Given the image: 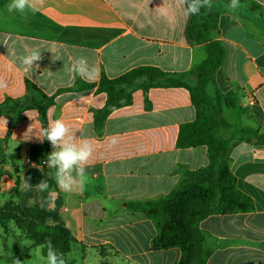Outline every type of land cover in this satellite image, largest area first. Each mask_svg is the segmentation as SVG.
I'll list each match as a JSON object with an SVG mask.
<instances>
[{"label": "crops", "instance_id": "1", "mask_svg": "<svg viewBox=\"0 0 264 264\" xmlns=\"http://www.w3.org/2000/svg\"><path fill=\"white\" fill-rule=\"evenodd\" d=\"M9 3L0 0V77L8 83L0 91V106L7 99L23 98L30 81L53 97L48 124L62 119L78 139H88L94 146L83 191L66 193L56 184L62 203L59 215L77 241L69 261L178 264L182 256L178 247L152 248L156 220L128 205L178 191L186 172L210 163L207 146H178L181 126L196 120L197 108L189 88L167 85L180 80L196 86L198 68L207 58L205 44L187 41L186 5L179 0H46L40 11L20 14L9 13ZM229 3L212 0V7L204 8L219 12L216 39L225 49L224 63L215 73L221 116L234 129L264 134V0H240L235 12ZM6 38L8 48L3 44ZM31 49L42 50V59L36 62L38 68L25 72L18 57ZM79 56L99 69L96 80L78 76L69 80L65 68ZM140 67L158 68L165 77L154 85L143 76L117 86L132 101L115 109L98 129L95 113L109 100L106 91L98 90L102 77L114 80ZM87 84L93 86L79 89ZM208 92L213 96V85ZM229 96L236 100L234 107L226 105ZM9 124L7 115L0 114V204L18 193L22 207L40 205L43 193L24 191L23 184L30 178L35 189L48 179L43 161L54 149L35 135L42 126L37 109L25 110L10 131ZM31 125L35 129L30 135ZM219 135L227 138L231 131L221 130ZM7 152L19 168L18 191L11 163L2 162ZM230 167L253 209L209 215L199 223L211 252L207 264H264V146L254 139L234 142ZM2 252L0 259L12 260L8 248ZM73 252L77 258H70Z\"/></svg>", "mask_w": 264, "mask_h": 264}, {"label": "trees", "instance_id": "2", "mask_svg": "<svg viewBox=\"0 0 264 264\" xmlns=\"http://www.w3.org/2000/svg\"><path fill=\"white\" fill-rule=\"evenodd\" d=\"M218 16L219 12H206L203 8L199 14L188 18L187 41L203 43L207 51V58L197 71V85L191 87L180 80L167 84L189 88L197 108L196 120L181 126L178 146L180 148L207 146L210 163L207 167L186 172L178 191L161 199L130 202L128 205L156 220L158 234L152 241V248L164 250L178 247L182 252L178 264H207V258L211 252L205 245L206 235L199 228V223L204 218L213 214L247 212L253 209L252 199L236 186V178L230 167V154L236 141L254 139L256 144L264 146V134L250 128L234 129L232 124L221 116L222 98L215 85V73L224 63L225 49L216 39L219 35ZM143 76H148V85H154L160 78L165 77V73L155 67H140L114 80L102 77L98 90L106 91L109 100L104 108L95 113V125L98 129L103 127L105 120L115 109L129 105L132 101L130 94L116 87L131 83ZM210 85L215 88L213 96L208 92ZM92 86L87 84L79 89H88ZM225 102L228 107L236 105V100L231 96L227 97ZM52 103L53 97H48L32 82L26 81L25 96L19 99H7L0 106V114H6L9 118L10 131L22 119L25 110L37 109L42 126L47 127V109ZM221 130H230L231 135L227 138L221 137L219 135ZM46 142L49 143L47 140ZM8 161L14 169L18 191L21 186L19 168L14 158L7 152L2 162ZM47 181L49 189L43 192L41 198V202H44L43 207L41 204L22 207L17 193L9 198V202L15 200L16 204L6 203L4 208L0 209V219L15 220L18 217L13 213H18L27 216L36 225H41L39 223L46 219L52 220L54 228H51L50 232L46 231L43 235L33 237L32 240L38 246H43L42 251L46 258L47 248L44 245L47 240H51L56 251L63 254L66 264H73L68 259V253L77 241L65 227L59 215L62 203L56 182L51 176ZM101 264L107 263L101 262Z\"/></svg>", "mask_w": 264, "mask_h": 264}, {"label": "clouds", "instance_id": "3", "mask_svg": "<svg viewBox=\"0 0 264 264\" xmlns=\"http://www.w3.org/2000/svg\"><path fill=\"white\" fill-rule=\"evenodd\" d=\"M179 2L182 5H186L184 10L186 17L199 14L203 8L212 7V0H179ZM45 3L46 0H10L7 10L9 13L25 14L28 11L35 13L40 11ZM227 7L235 12L241 7L240 0H230ZM3 44L8 48L7 38ZM41 53L42 50L40 49H31L26 50V54L18 57L25 72H31L34 66L38 68L36 62L42 59ZM12 66L9 65L10 68ZM65 73L70 81L77 76L88 81H94L99 76V69L95 66H90L87 57L79 56L65 68ZM7 88V81L0 77V91H4ZM32 125L27 131L30 135L35 129ZM35 135L42 141L45 139L49 141L54 149L48 154L43 164H46L49 170L47 175L55 179L58 188L66 193H72L77 190L83 191L87 179L86 168L94 152L93 144L88 139H78L76 134L62 119L51 121L47 127L41 126L39 134ZM115 142V139H113L112 143L114 144ZM36 167L39 171L42 170L40 165H36ZM29 179L26 178L23 184L24 191L35 190L43 193L49 189V183L46 179H42L35 189L32 188ZM43 206L44 202L42 201L41 207ZM44 246L47 248V264H66L63 254L56 251L51 240H47ZM16 264H19V261H16Z\"/></svg>", "mask_w": 264, "mask_h": 264}, {"label": "rangeland", "instance_id": "4", "mask_svg": "<svg viewBox=\"0 0 264 264\" xmlns=\"http://www.w3.org/2000/svg\"><path fill=\"white\" fill-rule=\"evenodd\" d=\"M224 113L226 117L229 116V113ZM9 201V199H5L0 204V209H3L6 203L16 204L15 200ZM13 214H17L18 218L15 220L8 218L0 219V256L3 255L2 251L4 248H8L12 256V260L9 261L0 259V264H16V261H19V264H47V258L41 252L42 245L37 247L36 251L30 248L38 246L32 240L33 237L40 234L43 235L46 231L50 232L51 228H54L53 221L46 219L39 223L41 225H36L25 215ZM76 256L77 253L73 252L70 258H75ZM77 264H81L79 259L77 260Z\"/></svg>", "mask_w": 264, "mask_h": 264}, {"label": "built area", "instance_id": "5", "mask_svg": "<svg viewBox=\"0 0 264 264\" xmlns=\"http://www.w3.org/2000/svg\"><path fill=\"white\" fill-rule=\"evenodd\" d=\"M29 163H30L31 165H35V164H34L33 162H31V161H30Z\"/></svg>", "mask_w": 264, "mask_h": 264}]
</instances>
